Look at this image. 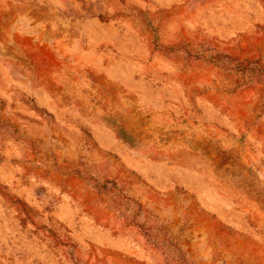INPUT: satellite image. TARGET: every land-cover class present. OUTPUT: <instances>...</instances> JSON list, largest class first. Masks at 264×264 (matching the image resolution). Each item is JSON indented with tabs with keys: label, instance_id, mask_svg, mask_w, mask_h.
<instances>
[{
	"label": "rangeland",
	"instance_id": "1",
	"mask_svg": "<svg viewBox=\"0 0 264 264\" xmlns=\"http://www.w3.org/2000/svg\"><path fill=\"white\" fill-rule=\"evenodd\" d=\"M0 264H264V0H0Z\"/></svg>",
	"mask_w": 264,
	"mask_h": 264
}]
</instances>
